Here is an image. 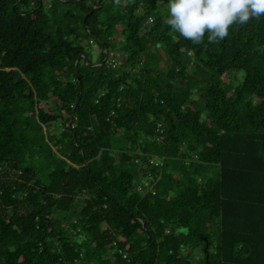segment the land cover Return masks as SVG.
<instances>
[{
  "label": "trees",
  "instance_id": "1",
  "mask_svg": "<svg viewBox=\"0 0 264 264\" xmlns=\"http://www.w3.org/2000/svg\"><path fill=\"white\" fill-rule=\"evenodd\" d=\"M144 1L0 0V264H264V17Z\"/></svg>",
  "mask_w": 264,
  "mask_h": 264
},
{
  "label": "clouds",
  "instance_id": "2",
  "mask_svg": "<svg viewBox=\"0 0 264 264\" xmlns=\"http://www.w3.org/2000/svg\"><path fill=\"white\" fill-rule=\"evenodd\" d=\"M163 23L193 44L223 41L233 25L264 17V0H167ZM111 51L107 54L110 63Z\"/></svg>",
  "mask_w": 264,
  "mask_h": 264
},
{
  "label": "rangeland",
  "instance_id": "3",
  "mask_svg": "<svg viewBox=\"0 0 264 264\" xmlns=\"http://www.w3.org/2000/svg\"><path fill=\"white\" fill-rule=\"evenodd\" d=\"M109 1L111 2V0H109ZM150 2H151V0H145L144 1L145 4H149ZM120 3L124 4V5L128 4V2H120ZM118 6H120V4H118V3L115 4L114 10H117ZM156 13L160 14V15H165L167 17V15H168V13H167V5H165L164 7L160 8L159 10H157ZM120 38H121V36L118 35V37L116 39L119 40ZM87 50H88L89 54L92 56V59L94 61H97L98 59H100L101 50H100L98 45H94V44L93 45H88ZM118 52H120V51L118 50ZM241 74H243V73H241ZM241 74H239V76L241 78L240 81H242V79H243Z\"/></svg>",
  "mask_w": 264,
  "mask_h": 264
},
{
  "label": "built area",
  "instance_id": "4",
  "mask_svg": "<svg viewBox=\"0 0 264 264\" xmlns=\"http://www.w3.org/2000/svg\"><path fill=\"white\" fill-rule=\"evenodd\" d=\"M153 21V18L151 17L149 19V22H152ZM116 53L115 52H112L111 53V59H110V64L113 66V67H116L117 65V61H116V57H115ZM153 164L155 165H160L161 164V160L158 159V158H155L154 160L151 161Z\"/></svg>",
  "mask_w": 264,
  "mask_h": 264
},
{
  "label": "water",
  "instance_id": "5",
  "mask_svg": "<svg viewBox=\"0 0 264 264\" xmlns=\"http://www.w3.org/2000/svg\"><path fill=\"white\" fill-rule=\"evenodd\" d=\"M105 1V0H104ZM83 56V58H84V61H85V63H87V58L85 57V55H82ZM81 56V57H82ZM81 57H79V59L76 61V72H78V64H79V61H80V58ZM107 61V55L105 56V58H104V60L102 61V62H100V63H92L91 65H93V66H99V65H102V64H104L105 62ZM75 111V110H74ZM74 111H73V114H74ZM73 114L70 116V118H69V122H70V120H71V118L73 117Z\"/></svg>",
  "mask_w": 264,
  "mask_h": 264
},
{
  "label": "crops",
  "instance_id": "6",
  "mask_svg": "<svg viewBox=\"0 0 264 264\" xmlns=\"http://www.w3.org/2000/svg\"><path fill=\"white\" fill-rule=\"evenodd\" d=\"M261 224L264 225V216H261L260 219H258ZM251 223L253 224V219L251 220Z\"/></svg>",
  "mask_w": 264,
  "mask_h": 264
}]
</instances>
